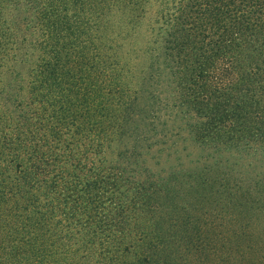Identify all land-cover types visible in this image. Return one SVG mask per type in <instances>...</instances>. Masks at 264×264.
Wrapping results in <instances>:
<instances>
[{
    "label": "trees",
    "instance_id": "1",
    "mask_svg": "<svg viewBox=\"0 0 264 264\" xmlns=\"http://www.w3.org/2000/svg\"><path fill=\"white\" fill-rule=\"evenodd\" d=\"M143 22L174 70L169 77L157 58L148 63L140 102L129 106L136 117H126L144 119L140 142L121 121L120 80L136 51L124 42ZM74 126L85 136L61 137ZM116 135L125 151L111 149ZM153 148L189 156L201 183L210 173L221 183V165L245 161L223 205L237 220L256 210L263 225L254 232L264 235V0H0V264H124L130 244L120 224L132 215L109 173L139 171L138 156ZM153 176L145 167L129 200L160 194L173 207L175 190ZM158 208L148 205L150 255L139 264H194L214 231L210 219L194 226L183 215L167 244L173 223L155 216ZM148 232L158 233L151 242ZM235 244L230 238L225 257L218 245L213 264H264V243ZM159 245L169 253L158 255Z\"/></svg>",
    "mask_w": 264,
    "mask_h": 264
},
{
    "label": "rangeland",
    "instance_id": "2",
    "mask_svg": "<svg viewBox=\"0 0 264 264\" xmlns=\"http://www.w3.org/2000/svg\"><path fill=\"white\" fill-rule=\"evenodd\" d=\"M147 27L148 26H146V24H144L143 22L137 27V30L135 32V41L133 42L130 40H126L124 42V45L135 43L134 45L136 47V51H138V54L133 49V46H131V52L128 55V57L130 58V63L127 65V73H125L120 80V83L125 85L121 86V88H124V90L122 91L127 95L128 98L127 102L124 105V113L121 121L122 123L128 125L129 134L139 137L140 142L144 141V119L141 120V124H136L135 120L128 121L126 120V117H136V113L131 112L129 110V106L137 105L140 102L138 89L141 91V84H143L144 82V74H147L148 72V63H151L153 59L157 58L155 60L154 66H159V70L164 73L168 72L169 77H171L170 71L174 70V64L171 62V59H173L171 57L173 56H167L168 58L165 57L163 45L162 47H160L161 43L159 40L161 39L157 37L158 34L155 31L150 30L151 27ZM151 69L154 70L157 68L151 67ZM118 71H120V68L118 69ZM159 90L162 89L159 88ZM168 102L171 106L173 101ZM160 105H163V102ZM113 106L115 107L114 110L118 108V106ZM108 108L111 107L108 106ZM141 115L144 117V112H142ZM115 116H117V112L115 113ZM162 119H166V117H162ZM136 121L138 122L140 120L136 119ZM181 123L182 121L180 122V125ZM177 124H179V122H177ZM111 131H114V129L110 128L106 131V133L109 134ZM63 133L64 134L61 137L64 139L72 138V134L76 138L83 137L86 134L85 130L77 131L75 129V126L72 127L69 131H63ZM110 137L114 138L115 133L113 132ZM172 140L173 137L170 138L168 143H171ZM184 140L185 141H182L183 145H187V139L184 138ZM110 147L111 149H114L115 153H118L125 151L126 144L124 142H121V140L116 135V138L114 142L111 143ZM157 149L158 148H153L152 150H148L147 153H143L142 155L138 156L141 159L140 162H143H141L142 167L139 168V171H133L129 173L130 170L126 172L127 167H125L126 170L124 169L118 172L115 171L109 173V175L112 176V184L110 185V187H112V189H117L118 191L122 190L126 194L123 197V206L125 208L124 213L127 215H132L129 216L127 220H123L120 224V227H123L125 229V240H127V243L130 244L127 247V252L124 257L126 259V262L124 264L144 263V255H150V252H148V250L144 251V230L147 231L148 228V218H145V214L148 211V205L153 204V202L159 203V208L154 211V215H160V217H164L165 223L168 227L173 223V225L170 226L165 233V236L168 240L167 244L170 243L169 233L172 228L178 231L175 226V221L181 219L183 215H187V217L193 222L194 226H197L199 222L204 219H210L209 222L214 226V231H207V241H209V243L196 252L198 254L195 256V260L193 262L194 264H213L216 261L214 257L215 255H217L214 253H218V250L216 248L222 243H225V250L223 251V253L218 255V257H225L226 253L230 251V249L226 250L230 238H232L235 243H238L235 244L237 250L244 249V246H246L248 243H259L258 245L264 243V235L259 234L261 233L259 232L261 230L260 227L255 229L257 223L263 225V219H257L256 221V210H246V219L239 218L237 220V215L233 214L231 216L229 213L231 209H229L228 206L225 207L223 205V202H225L224 199L229 195L227 189L232 186L234 177L241 175V171L237 168L244 165L245 161H241L239 164H235L234 166V164L229 160L228 162H225L223 165H221L222 174L225 177L221 183H216L215 179L218 177V175L211 173L207 174V178L203 177L204 181L201 183L199 181L202 180V178L199 179L198 176H194L192 178V175L197 172V169L187 163L186 158H188L189 156L182 155L180 158L179 153H168L169 151L160 152V154L159 152L157 153ZM93 157H96L95 159L99 158L97 155H93ZM177 162L178 170H175L173 167L177 166ZM145 167L148 168V172L150 173V175L154 173L153 178H163L161 180L165 181L164 185L161 184V180H158L161 188L165 187L166 189L170 187L175 190L176 194L174 197L173 207H170L165 202L166 197L164 198V196H161L160 194L157 197H148L144 202V196L142 197L141 193L136 192L134 197L132 196V198L129 200L128 197L131 196L129 195V192H126V190L131 189L133 192H135L134 188L138 185H142L141 183H144ZM129 169L132 168L130 167ZM234 169L236 170V172ZM95 172L97 174L98 170L95 169ZM128 173L131 176L129 178L132 180V182L128 181V179L126 178V174ZM117 177L118 179H121V177H123L122 181L124 182L115 184V179ZM251 181L253 180L251 179ZM240 191H242V189ZM238 197L239 196H236V198ZM257 205H259V202L257 203ZM232 221L247 224V228L245 230H241ZM206 226L208 228H212L209 223ZM225 230L229 235L226 236L224 234ZM255 230H259V233L254 232ZM235 233L238 235H236ZM148 234L149 236L147 240L151 242V240L154 239L158 233L152 232V234H150L148 232ZM159 244H161L160 239ZM164 248L165 247H161L159 245V248L157 250L158 255L165 256L166 253L163 252L169 253Z\"/></svg>",
    "mask_w": 264,
    "mask_h": 264
}]
</instances>
